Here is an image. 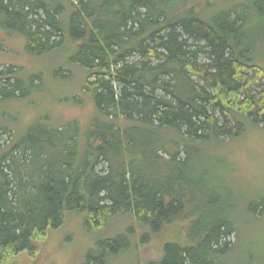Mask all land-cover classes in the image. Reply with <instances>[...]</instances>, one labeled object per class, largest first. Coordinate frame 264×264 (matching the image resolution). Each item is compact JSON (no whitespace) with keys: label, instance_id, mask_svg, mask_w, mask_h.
<instances>
[{"label":"trees","instance_id":"1","mask_svg":"<svg viewBox=\"0 0 264 264\" xmlns=\"http://www.w3.org/2000/svg\"><path fill=\"white\" fill-rule=\"evenodd\" d=\"M194 1L0 0V29L64 84L78 68L96 109L86 125L0 126V264L34 258L74 217L106 237L86 264H264V197L214 151L264 125V0L212 17ZM7 72L0 101L24 99Z\"/></svg>","mask_w":264,"mask_h":264},{"label":"rangeland","instance_id":"2","mask_svg":"<svg viewBox=\"0 0 264 264\" xmlns=\"http://www.w3.org/2000/svg\"><path fill=\"white\" fill-rule=\"evenodd\" d=\"M196 1L201 8H204L205 5L206 8L209 6L208 11L212 17L223 8L239 7L247 0H195L193 3ZM25 46V39L22 36H13V34L0 29V72L7 74V70L13 68L15 72L22 75V77L19 76L22 78L27 92L24 99L0 101V126L16 131L19 127L30 125L44 113L49 114L56 122L78 120L82 125H86L96 109L92 98L79 92L81 82L78 68H75V72L76 82L79 86L72 85L73 82L64 84L58 78L53 77V68L55 69L53 60L35 58L27 53ZM69 75L72 77V74ZM38 76H42L44 83L34 87L32 81ZM34 83H39V80ZM10 118L17 121L19 125L11 122ZM214 151L235 162L236 175L243 178L246 184L251 183L258 192L257 199L263 200L264 125L259 127L252 125L242 138L237 141L222 142ZM201 160L200 162L203 164L200 162L193 164L199 170L209 169L213 164V160L207 152ZM205 161L206 163H204ZM212 175L217 176L214 172ZM105 239L103 233L94 235L85 233L81 221L74 217L61 232L40 244L39 252L34 258L24 253L13 259L11 264H86L89 253L88 246H94L95 241ZM255 244L259 248L258 251H264V240ZM139 251L143 258L142 261L157 259L160 254V248L156 244L142 247ZM95 256L97 257V254ZM134 258L135 253L133 256L125 255V257L116 258L117 260L110 264H135ZM238 263L243 264L236 259L234 264ZM91 264H100V262Z\"/></svg>","mask_w":264,"mask_h":264}]
</instances>
